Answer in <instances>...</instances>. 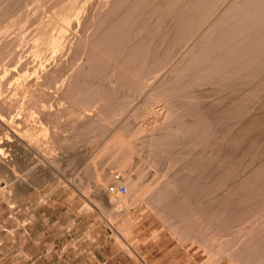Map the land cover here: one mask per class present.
<instances>
[{
    "label": "rangeland",
    "instance_id": "1",
    "mask_svg": "<svg viewBox=\"0 0 264 264\" xmlns=\"http://www.w3.org/2000/svg\"><path fill=\"white\" fill-rule=\"evenodd\" d=\"M4 1L1 2L0 8L7 5L8 0ZM84 1L78 0L72 5L62 3L58 5L59 7L56 2L55 5L59 8L56 10L52 5L55 0H26L27 3L22 8L24 12L19 11L15 18L13 14L12 18L7 17L4 20L6 24L10 21L9 18L14 19L9 24L15 29H9L11 33H5L7 27L0 30V145L3 144L1 165L4 168L0 167V264H264V252L254 253L255 246L264 237V204H258L264 200V194L261 193L257 199L246 205L249 207L246 219L229 230L232 235L225 236L224 233L207 228L204 224L200 228L197 225L198 230L192 228L191 230L190 227H186V222H181L175 217L165 218L168 209L154 204L152 193L143 192L146 188L143 185L149 184V181L151 182L159 173L158 176L162 175L168 164V159L163 156L162 158L166 160L160 161L162 168L159 163L158 167L156 163L155 167L152 165L155 150L150 146L149 139L153 134L151 132L154 131L157 137H160L173 129L175 134L179 135L175 137L182 138L183 134L176 131V117L181 116L180 119L187 121L189 116L183 117L180 107L174 103L171 105L172 108L163 100L153 103L154 113L147 114L150 101L146 98L151 95L140 94L141 96L131 98L133 92L130 94L124 89L121 92L119 83L121 82L122 87L123 80L117 81L119 76L116 77L117 69L112 68V59L108 61L110 71H106L109 74L111 72L112 76L102 72L99 64H96L97 59L114 51L116 44L113 36L105 37L107 32L104 30L108 28L105 24H102L104 27L100 25L103 34L100 29L97 33L104 35L102 37L109 41L106 42L107 46L104 45L103 38L95 33L94 28L97 27L93 23L98 19L95 10L97 12L102 4H99L97 9H85L82 12L81 4ZM91 1L96 2L87 0V3ZM99 1L97 0V3L101 2ZM169 1L170 6L175 4L170 8L168 3L167 5L164 3L166 10L171 11L170 9H175L176 6L180 7L181 1L171 0L173 3ZM103 2L105 5L103 8L109 6L106 11H110L112 4L115 6L110 0ZM223 3L222 6L225 5ZM38 6L40 7L36 8ZM122 7L117 8V11L123 10ZM239 7L240 9L242 7V11L231 22L239 24L237 26H244L247 23L248 29L244 28V33L241 31L240 36L242 34L252 36L264 26V2L258 3L256 0L254 5L248 2L247 5ZM114 11L112 12L115 14L116 9ZM218 11L221 13L222 9L215 12L214 18L221 15ZM214 18L206 20L202 30L209 26ZM97 36L100 41L102 38L103 42L98 41L101 44L99 46H96L99 44ZM187 54H183V57ZM253 61L255 60L251 62ZM252 65L254 68L261 67L258 61ZM262 69L264 68L260 70ZM174 72L176 74L177 71ZM259 76L254 74L250 76L254 84L260 78L263 81L259 80L261 85L256 86L259 95L251 100L253 102L250 104L252 108L249 114L264 116L262 90L264 74L261 73ZM20 81L21 84L27 85L32 81L33 84H36V81L41 82L40 86L42 85L43 89L39 87L38 93L35 91L36 94L32 98L35 92H30L29 85L27 87L26 84L25 86L18 84ZM42 91L45 93L44 96ZM118 92L119 99L115 96ZM120 93L126 95L128 93L130 96H127L130 98H123ZM24 95L27 99L22 97ZM212 97L213 99L206 98L207 100L204 99L203 102L217 100L215 96ZM98 98L100 101H97ZM115 98L116 101L126 99L127 107L121 109L124 113L119 110L120 114H116V121L110 124L106 117L113 111V103L116 101L112 100ZM110 99L112 100L109 101ZM127 99H131V102ZM174 99L178 102L180 97L179 100L176 97ZM21 100L25 107L13 105L11 110L8 109V104ZM110 116L111 114L108 117ZM263 116L258 117L264 118ZM42 126L48 128L47 134L41 131ZM119 136L125 138L121 139ZM263 145L264 141L262 143L260 141L259 146L262 148ZM199 149L203 150L202 147ZM179 163L176 166H179ZM117 172L122 175V182L126 184L128 194L125 197L115 194V197L111 198L113 194L107 192V187ZM241 176L244 175L241 174L240 178ZM165 179L167 180L164 178V181ZM221 194L227 193L224 190ZM192 207V205L189 207V211H192L193 215ZM196 215L195 210L193 217L196 218ZM198 219L202 222L201 218ZM200 221L198 223H201ZM220 234L223 236H219ZM247 245L253 246L254 249L251 252H244L243 247Z\"/></svg>",
    "mask_w": 264,
    "mask_h": 264
},
{
    "label": "bare ground",
    "instance_id": "2",
    "mask_svg": "<svg viewBox=\"0 0 264 264\" xmlns=\"http://www.w3.org/2000/svg\"><path fill=\"white\" fill-rule=\"evenodd\" d=\"M2 1L3 0H0V3ZM77 1L78 0H55L54 4L52 5H54L55 7L56 5L60 6V4L62 3H64V5L65 3L67 5H72ZM100 1V3H97V0L96 2L91 1V3H87V0H85L83 4H81V6L83 7L81 8L82 12H84L85 9H97L99 4H102L103 6L100 5V7L103 8L105 6L104 4H106V1L105 3L103 2L104 0ZM113 1L114 0H110L111 3H115V6L114 4L110 6V11L107 10L109 11L108 14L106 13V8H109V6L103 8V10L101 8L97 9V12L95 10V14H98V19L97 21L95 20L93 24L97 27L94 28L96 29L95 33H97V30L100 29L101 26H103L102 24L108 26V28L106 29L103 28L105 29L104 31L107 32L105 37L107 38L113 36L116 48L110 53L99 56L96 64H99V67L103 70L102 72H106L110 69V63L108 64V61L112 59V68L117 69L116 71L118 72V75L116 74V77L119 76V78L117 77V81L118 79H121L123 80V85L126 84L130 86V88L126 85H122L121 87L120 80L119 85L121 88L119 87V89H122L121 92L126 90V92L130 94L133 92L134 94H132L131 98H134L133 96L136 97L137 95L141 96L140 94H145L146 96L151 95L150 97L146 98L148 99V101H150L148 102L149 105L147 106V114H151V112L154 113L155 109H153L154 107L152 108V106H154L155 104L153 103H159V100H163L167 105L169 104L171 106L175 103V106L180 107V110H183L180 111L183 114V117H192L191 120H189L188 118L189 121H186L180 119L179 117L181 116H173V118H177L176 131L178 130V133L181 132L183 134L181 135V137L183 136L182 138H176L179 135L175 134L173 129L169 132L166 130V134H164L163 132V136H161V133H159L160 137H157L154 131L151 132L153 134H150V146H153L154 148L152 147V149L155 150L152 156L154 162L152 160L151 162H153V164H151L155 167L159 163L161 164L162 168L161 162L162 159H165L162 158L163 156L168 159V164H166L164 170L165 173L163 171L162 175L158 176L160 174L159 173L156 177H153L152 180L150 178L151 182L149 181V184H147L148 181L147 183L144 182L147 185H143L144 187H146L145 191L143 190V192L152 193L151 198L154 200V204L159 205V207L162 206V208L164 207L168 209L165 218L174 219L173 217H175L176 219L181 220V222H186V227H190V229L192 228L194 230H198L197 225L200 228V226L204 224L207 228H212L219 233H224L225 236L230 234L232 235L229 230L231 231L234 226H237L246 219L245 216L248 215L247 213H249V207H247L248 203H251L252 201L257 199L256 197L261 195V193L262 195L264 194V145L262 148L259 146L260 141L261 143L262 141H264V118H261L263 115L249 114V110L252 108L250 104L251 102H253L251 100L259 95V89H257L256 86L261 85V82H259V80H262L260 78L258 82L256 81V83L254 84L251 77L253 74L256 76L261 75V73L264 74V69H262V71L260 70L261 68H264V66L262 67V65H264V26H262L261 24L260 27H262H258V29L260 28L258 30V35V32L256 31V35L254 34L252 36H249L246 33L248 36L245 34H242V36H240L244 28L248 29L247 23L244 26H237L239 24L231 22V20L239 15L242 11V7L240 9L239 6H245L248 4V2H251L254 5V1L256 0H228L229 2H226V0H178L181 1V4L179 8H177V6L175 5V9H170L175 3L170 6V3H168L169 0ZM262 1L264 2V0H257L258 3ZM56 2L57 4L55 5ZM169 2H171V0ZM2 3L0 5H2ZM26 3V0H8L7 5L3 8H0V23H4V20L7 19V17L12 18L11 16L13 14H15L13 15V18H15L16 14L19 11H22V8L26 5ZM164 3L166 5L168 3V6L170 7L169 9L171 11H174L171 12L169 10H166V7L163 6L165 5ZM222 3L223 5H225L222 6ZM177 4H179V2ZM112 6L114 8H112ZM39 7L40 6L36 8ZM58 7H56V10L59 9ZM68 7L73 8L71 6ZM121 7L123 8V10L118 12L117 10ZM115 9L116 15L114 14ZM219 9H222L221 13L218 11V13H220L221 15L214 18L215 12H217V10ZM32 11L34 12V10ZM103 12L104 14H106L104 15ZM21 15L19 16L21 17ZM18 17L16 18V20L18 19ZM211 17L214 18L211 24H209V26L206 25L207 27H204L205 29L202 30L204 24L206 23V20H208L209 18V20H211ZM10 18V21H8V23L0 25V30L4 27H7V32L5 33H11L9 29L13 28V26L11 27L9 22H11L12 20L14 21V19L11 20ZM207 22L210 23L209 21ZM85 28L86 27H84V29ZM14 29L15 28H13V30ZM250 29L253 30L252 27H250ZM84 31L83 33L85 34ZM104 31H102L101 34H103ZM101 34L99 35L97 33L99 37L104 36ZM105 37L102 38L104 40L103 42H105L104 45L107 46V39H104ZM102 38L101 41L98 38L97 42H102ZM9 43L11 44V42ZM99 45L101 44L99 43L96 46ZM11 46H13V44ZM94 50H96V48ZM185 51H188L187 53L190 55L188 56ZM92 54H94V52H92ZM183 54L187 55H184L183 57ZM2 56L1 58H3ZM252 60L260 62L261 67L254 68L252 64L255 61L251 62ZM98 61H102L103 63L100 64V62ZM114 70L115 69L112 70L113 73ZM175 70L177 71L176 74H174ZM106 73L109 74V72ZM22 75L24 74L22 73ZM110 75L111 72L109 76ZM247 76L248 78H250V80L247 78ZM103 78L106 79L105 77ZM109 79L112 80L111 77H109ZM5 80H7V78ZM21 81L18 84H21ZM37 81L36 84H33V81L32 83L28 84L30 92L33 93L36 91L38 93L39 87H41L42 85L40 86L41 82L39 83ZM25 84H23V86H25ZM125 86L126 89L124 88ZM41 88L43 89V87ZM262 90H264V85L262 86ZM145 91L147 93H145ZM36 92L32 94V98H34L33 95H35ZM119 92L115 95L118 99ZM43 93L44 92L42 91V94ZM128 93L127 95L130 96V94ZM120 94H122L123 98H130L124 93ZM113 95L111 96L114 97ZM25 96L26 95L22 97ZM209 96L211 97L209 98ZM212 96H215L217 100L203 102L204 99H213ZM175 97L177 99L178 97H180V100L178 99L179 101L175 102ZM123 98L118 101H116V98L113 100H109L116 101H114L115 103H113L114 108L110 113L111 116L108 117L110 114H106V116L108 115L106 117L108 119L107 121L110 122V124L113 123L114 120L116 121L117 115L120 114V112L118 111L127 107V104H125L126 99L123 100ZM26 99L23 98V100ZM98 99L97 101H100V99ZM23 100L17 101L16 103H14L13 101V103L8 104V109L10 108L11 110L13 105L16 107H22L23 105V107H25V104L22 102ZM35 102L36 101H34V103ZM160 102L162 103V101ZM171 107L173 108V106ZM31 113L33 114V112ZM104 123L106 124V122ZM40 129L43 134H47L48 128L42 126V128L40 127ZM144 130L146 129L144 128ZM29 134L31 135V133ZM136 134L138 133L136 132ZM33 135H35V133L32 134V136ZM120 138L123 139L125 137ZM132 139L133 138H130V140ZM6 144L7 143H5V145ZM2 145H0L1 168V163H3V160L1 161L3 151ZM148 145H146V147H148ZM132 147L130 146V148ZM200 147H202L203 150H200ZM3 148L5 149V147ZM205 150L208 152H206ZM151 152L149 153L150 156L152 155ZM179 162L181 163V165ZM154 163H156V165H154ZM177 163H179V166H176ZM253 163L257 164L253 165ZM185 169H187L188 171L186 172ZM156 173H158V170ZM117 174H119L120 178H117ZM241 174L244 176H241L240 178ZM161 178H163V180ZM164 178H167V180L165 179L164 181ZM117 180L122 181V175L118 172L113 175L112 182H115ZM140 186L141 185H139V187ZM140 188L143 189V187ZM224 190L227 194H221V192ZM107 192L109 194H113L111 198L115 197V194L110 193L108 189ZM127 194L128 191L125 194L117 195L119 197H125ZM258 204H264V200L262 199L258 202ZM191 205L194 207H192L191 209L194 211L193 213L195 214V210L197 212L196 218L193 217L194 214H191L192 211H189V207ZM198 218H201L202 222ZM197 219L201 223H198ZM219 236H223V234H220ZM258 245L255 246L256 251L254 253L264 252V237L259 241ZM252 247L247 245L243 247V251L251 252L254 249Z\"/></svg>",
    "mask_w": 264,
    "mask_h": 264
},
{
    "label": "built area",
    "instance_id": "3",
    "mask_svg": "<svg viewBox=\"0 0 264 264\" xmlns=\"http://www.w3.org/2000/svg\"><path fill=\"white\" fill-rule=\"evenodd\" d=\"M117 178H120L119 174H117ZM107 189L110 193H114V194H125L128 191L126 184L120 180L111 182L108 185Z\"/></svg>",
    "mask_w": 264,
    "mask_h": 264
}]
</instances>
